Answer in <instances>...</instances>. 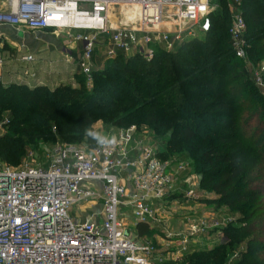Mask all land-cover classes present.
Here are the masks:
<instances>
[{
	"label": "built area",
	"instance_id": "built-area-1",
	"mask_svg": "<svg viewBox=\"0 0 264 264\" xmlns=\"http://www.w3.org/2000/svg\"><path fill=\"white\" fill-rule=\"evenodd\" d=\"M242 2L230 0L229 35L243 61L248 44ZM115 9L122 17L117 24L111 18ZM215 9L212 0H0V26L66 33L81 46L78 66L89 82L99 57L133 51L148 60L153 46L173 51L207 33ZM3 64L0 56V84ZM254 79L264 86V62ZM9 122L0 123V136ZM96 138L94 145L57 144L46 165L30 149L21 166L0 167V264H164L195 251L198 234L224 226H193L187 216L179 228L168 226L177 215L166 207L175 196L170 163L135 125ZM191 194L184 198H199ZM96 203L102 210L84 219V207ZM74 207L81 216L72 215ZM125 209L137 223L164 226L162 247L131 236L122 219L129 218Z\"/></svg>",
	"mask_w": 264,
	"mask_h": 264
},
{
	"label": "trees",
	"instance_id": "trees-1",
	"mask_svg": "<svg viewBox=\"0 0 264 264\" xmlns=\"http://www.w3.org/2000/svg\"><path fill=\"white\" fill-rule=\"evenodd\" d=\"M241 8L250 29L247 52L262 58L264 0H243ZM226 11L213 12L210 31L172 53L159 47L150 61L122 54L107 61L93 72L91 89L0 84V120L5 107L12 110L0 157L16 162L37 139L53 137L54 124L69 140L98 120L126 128L148 124L159 139L170 135L160 157L180 153L195 160L203 185L220 195L219 205L242 216V225L223 229L224 241L198 248L183 264H224L236 249L233 264H264V96L245 75L241 80ZM137 227L140 236L150 233L147 224Z\"/></svg>",
	"mask_w": 264,
	"mask_h": 264
},
{
	"label": "rangeland",
	"instance_id": "rangeland-1",
	"mask_svg": "<svg viewBox=\"0 0 264 264\" xmlns=\"http://www.w3.org/2000/svg\"><path fill=\"white\" fill-rule=\"evenodd\" d=\"M212 3L216 6V9L214 10V12L218 9L224 8L227 10L226 14L229 15V17H231V14L233 12L229 6L230 0H212ZM130 9H133V8L132 7L127 8V10H130ZM111 18H112L113 24H117V21L122 20V17L118 14L117 9H115V11L112 13ZM136 25H138V23H136ZM249 30L250 29H248V25H247V29L244 34L245 39H246L247 32H249ZM45 32H47V34L49 35V38L52 39L53 41L54 40L62 41V39H65L66 37H68L66 33L60 32V31L48 30ZM37 38L38 39H36V41L40 42L41 37H37ZM201 38H203V36H201ZM70 42H75V41L70 39ZM0 43H4L3 48L0 49L1 50L0 56L3 57V59L7 56H11L13 52L15 51V49H11L6 45V44L9 45L8 40H3L2 38H0ZM162 46L163 45H161V49L163 48ZM179 46L173 51L178 50ZM3 49H5L4 53L2 52ZM157 49H159V47L157 46H153L151 48V50L153 51V57L148 60L144 58L143 55H140L139 53H134L133 51H132L133 53L130 52L131 54L129 56L126 54H122V56L124 57V59H129L134 56H139L141 58H144L146 61H150L154 58V55ZM167 52L172 53V51H167ZM53 54L54 55L56 54L55 50ZM229 54L232 55V52L229 51ZM79 56L80 55H77V57ZM116 58L117 57L104 58L103 60L100 59L99 64H95L97 65L96 70L102 69L105 66L107 61L113 60ZM263 62H264V57L261 58L260 56H255V57L250 56L249 53L247 52L246 58L242 61V63H239V64L243 70L242 71L243 77L241 80L244 81L245 79H247V80H250V82L252 81L253 85H255V87L264 96V86L260 87L259 85H257L254 79V75H256V73L259 70L260 65ZM34 67L35 66H32L31 68H34ZM81 75H80L79 83L77 87L82 84V85H85L86 88L91 89L94 83L93 74H92V79L89 82H87L84 76L83 75L81 76ZM244 75H245V79H244ZM49 80L52 81L53 78H50ZM1 84L3 87H7L4 81ZM19 85H22V84H19ZM1 115H2V118L0 120V123H2V121H5L6 119L11 120L12 119L11 108L5 107L1 111ZM130 125L131 126L135 125L138 128V131L142 132L146 136L148 143H150L155 149L157 148V151H161L165 149V146L162 145L161 142L165 141V139H169L170 135L166 134L162 136L161 139H159L157 135L155 134V131L151 127H149L148 124L135 123V124H130ZM124 128L126 127L116 126L113 123H107L103 120H98L84 133V135L80 136V134L79 135L75 134V139L69 140L67 137H64L61 135V133L57 129V126L54 124L53 130H52L54 134L53 137L52 135H50L44 139H37L36 140L37 142L35 141L36 143L34 145L30 144L28 146V150L31 149L32 151H34V153L36 154L35 158L37 159L38 163L46 165L47 164L46 162L48 161L47 157L49 156L50 153H52L55 146L59 143H71L74 145H83V144L93 145L97 141L96 136L99 138L104 137V136H110V135H113L115 131L124 129ZM3 129H5L4 133H7L8 127L3 125ZM188 146H193V144H188ZM27 152L28 151H26V153L22 157L17 159L16 162L12 160L6 161L0 157V167L21 166L23 161L26 159ZM160 158L164 162L170 163L168 172L173 175L172 176L173 188L171 189L172 191L171 195H175V196H172L170 198L171 200L167 198L168 201L166 203V207H170V208L173 207L174 210L177 212V215L174 217V219H172V222L175 223V221H178L179 219L184 220L185 216H187L186 221L188 222V224H192L193 226H197L201 222H204V223L206 222L207 225H212V224H215V222L217 223L219 222V226L224 225L221 229H214V231H212L211 233L210 232H208L207 234L200 233L197 236H195L194 241L198 243L196 247L197 249L198 248H204L208 250L212 249L216 244L222 242V240L224 241L223 229H225L226 227L230 225H237V226L242 225V223L239 220L242 217L241 214L232 212L227 206H225L224 204L222 205V203L219 205L220 195H218L215 191L209 190V188L207 187L208 183H205L203 185L202 180H201L203 176L197 171V168L194 164L195 160L190 158L188 155L185 156L184 154H180V153H176V154H172V155L164 156ZM190 192H192L191 195H198L199 198L195 200H191V199L188 200L184 198V195H188ZM125 211H126V214L129 216V218L124 217L122 219L124 222H126V227L130 230L131 236L137 239L135 235V231H136L135 221L136 220L134 219L133 216H131V211L129 209H125ZM72 215L76 217L81 216L80 210L74 207L72 211ZM163 219H166V215H164ZM168 226L170 227L173 226L174 228H177L179 225L178 226L175 224L171 225L168 222ZM158 229H159L158 233L152 231V233L150 232L149 233L150 235L147 234L145 238H147L151 242H153V240L159 241L158 238H161L162 236H164L162 235L161 231H163L165 228L162 225V227L158 226ZM197 249H195V251ZM237 250L238 249L232 250L230 254L235 253ZM224 264H229V260L226 261ZM231 264H233V260L231 261Z\"/></svg>",
	"mask_w": 264,
	"mask_h": 264
},
{
	"label": "crops",
	"instance_id": "crops-1",
	"mask_svg": "<svg viewBox=\"0 0 264 264\" xmlns=\"http://www.w3.org/2000/svg\"><path fill=\"white\" fill-rule=\"evenodd\" d=\"M37 37H41L40 40L42 42L36 41V39H38ZM68 37H66L67 39H62V41H53L49 38V35L45 31H18L13 27L0 26V38L3 40H8L9 45H6L11 49H15L11 56L4 58V83L6 85L26 84L32 88L43 86L50 89H55L61 84H70L76 87L79 83V78L81 75L78 66L79 57H77V55H80L81 46L79 43L70 42V37L69 39ZM3 46L4 43H0V49H2ZM5 49L2 50L3 53ZM54 50L56 51L55 55L53 54ZM28 55H32L33 58L23 59L24 56ZM100 59L102 58L99 57L96 59V64H99ZM32 66L35 67L31 68ZM50 78H53V80L50 81ZM84 210L85 212L82 217L85 219L91 212L101 211L102 205L101 203L87 204L84 207ZM183 221V219H179L174 223L171 220L169 223L171 225H179L177 227L179 228ZM138 224L139 223L135 221V235L139 240L145 237L147 234L140 236L137 227ZM149 230L151 233L152 231L156 233L159 232L158 226H149ZM161 233L163 235V231H161ZM158 239L159 241L153 240V242L158 247H162L163 236ZM185 257H182L177 261H168L164 264H183ZM155 264L160 263L156 262Z\"/></svg>",
	"mask_w": 264,
	"mask_h": 264
},
{
	"label": "bare ground",
	"instance_id": "bare-ground-1",
	"mask_svg": "<svg viewBox=\"0 0 264 264\" xmlns=\"http://www.w3.org/2000/svg\"><path fill=\"white\" fill-rule=\"evenodd\" d=\"M133 10V9H132Z\"/></svg>",
	"mask_w": 264,
	"mask_h": 264
}]
</instances>
